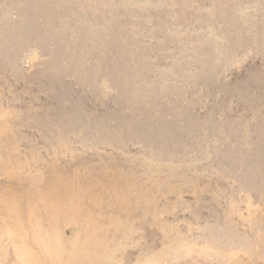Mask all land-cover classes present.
I'll use <instances>...</instances> for the list:
<instances>
[{"label":"rangeland","instance_id":"obj_1","mask_svg":"<svg viewBox=\"0 0 264 264\" xmlns=\"http://www.w3.org/2000/svg\"><path fill=\"white\" fill-rule=\"evenodd\" d=\"M0 264H264V0H0Z\"/></svg>","mask_w":264,"mask_h":264}]
</instances>
